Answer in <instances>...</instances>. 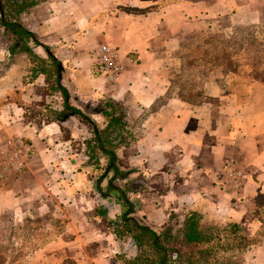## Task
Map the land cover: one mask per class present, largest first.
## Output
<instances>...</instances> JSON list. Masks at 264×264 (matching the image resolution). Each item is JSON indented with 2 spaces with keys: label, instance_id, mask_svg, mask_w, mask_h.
Listing matches in <instances>:
<instances>
[{
  "label": "crops",
  "instance_id": "0c3cea01",
  "mask_svg": "<svg viewBox=\"0 0 264 264\" xmlns=\"http://www.w3.org/2000/svg\"><path fill=\"white\" fill-rule=\"evenodd\" d=\"M38 2L18 16L40 46L27 45L47 64L43 47L50 48L68 104L87 120L67 112L50 71L31 79L25 42L11 39L5 23L12 18L0 9V171L11 145L26 160L20 174L0 179V236L12 230L18 254L27 239L45 241L33 250L32 264H110L118 253L136 254L110 227L121 205L102 195L93 178L87 144L95 130L107 128L106 102L125 115L124 135L111 140L145 227L159 235L176 227L183 235L186 217L196 212L204 222H234L251 235L259 232L264 0ZM217 34L226 41L221 47L240 49L228 59L232 69L202 66L198 50L214 47L204 41ZM102 45L118 49L125 66L115 85L95 70ZM229 161L243 171L236 189L226 175ZM30 224L31 236L25 231ZM244 264H264V238Z\"/></svg>",
  "mask_w": 264,
  "mask_h": 264
},
{
  "label": "trees",
  "instance_id": "16d2710c",
  "mask_svg": "<svg viewBox=\"0 0 264 264\" xmlns=\"http://www.w3.org/2000/svg\"><path fill=\"white\" fill-rule=\"evenodd\" d=\"M1 1L6 4V14L12 18V20L7 19L5 23L7 29L10 30L11 39L25 42L23 51L28 54L31 63V69L29 71V76L31 79L35 78L37 72L46 73V75H48V72L50 71L51 78L49 76L48 79L49 81L53 80L54 83H58L59 89L65 99V109L67 112L69 114H79L87 120V116L83 115L68 104L69 93L67 89L62 86L61 81L58 79V66L60 63L52 56H49V64L39 58L27 45L28 43L33 42L36 47L40 46L35 40V35L28 32L22 25H20V23H18L19 14L24 12L26 9L32 8L34 5L39 4L38 0L24 2L22 6H20L18 1H16L15 9L14 6L11 5L12 0ZM238 38L242 39V37ZM211 41H213L214 48L216 49L223 48L221 46L226 44L224 36L220 34L213 36L211 39L207 38L204 42ZM43 48L46 52L50 51V48L47 46H44ZM224 48L230 50L231 57L221 59L218 58L219 62L218 60L215 61L217 64H215L213 67L210 66L212 63L211 59L203 61L201 49H199L198 55L202 58V66H210L209 70L211 68L217 69L221 65L229 68L228 65L230 62L228 59L238 55L240 49L236 47L232 49L229 47ZM226 60L228 63H226ZM47 65L50 67V69L47 68ZM51 88L53 89V86ZM14 101H16L18 104L20 103L17 98H14ZM101 109L103 110V115L108 121L107 128L104 131L95 130L96 135L92 142H95L96 147H93L92 149L90 148L92 142L90 144L88 142L87 146L88 149L91 150L92 155L94 154L96 148L101 150L103 155L109 160L108 166H111L112 171L114 172L115 176H117L120 173L116 164L117 160L115 150L117 146L114 145L115 141L111 140V136L117 129L119 130L117 139L118 137L124 135L126 130L125 115L120 107L112 102L104 103ZM125 144L127 143L122 142V145ZM92 155L91 160L93 159ZM100 183V181H97L99 188ZM100 211L102 213L101 209H99L98 212ZM122 217L124 220H127V212H124ZM260 218L263 223L262 229L255 235H251L246 230L244 231L239 224L234 222H204L202 215L196 212L191 213L186 217L185 229L182 235L184 246L190 249L188 253H184L177 248H165L159 241H156L158 238V233L152 231L140 223L124 221L122 231H117L115 233L119 239H122L121 237L125 233H127V235H131V237L137 242L138 252H136V255H134L136 257L134 258L117 255L115 256L116 262L120 261L121 264H244L249 251L261 244L262 239L264 238V216L262 213ZM113 226L114 223L111 222L110 227ZM42 243L45 244L46 242ZM43 244L38 245L34 249L42 247ZM169 253L170 256H168ZM171 253H175L177 255V262L171 260ZM111 260L113 261V258Z\"/></svg>",
  "mask_w": 264,
  "mask_h": 264
},
{
  "label": "rangeland",
  "instance_id": "374dc122",
  "mask_svg": "<svg viewBox=\"0 0 264 264\" xmlns=\"http://www.w3.org/2000/svg\"><path fill=\"white\" fill-rule=\"evenodd\" d=\"M16 1L18 0H12L11 2V5L14 6V9L16 8L15 7ZM23 4L24 3L22 0V5ZM19 5L22 6L21 4ZM5 7L6 4H4L0 0V9L2 11L3 10L5 11ZM201 55L203 57V61L211 59L212 63L210 66L213 67L215 64H217V62L215 61L218 60L219 62V59L221 58L231 57L230 56L231 52L229 49H225L224 47L220 49H216L214 47L213 48L204 47L201 49ZM210 66H206V69L208 71ZM228 67L234 68V64L230 63ZM118 135H119V130L117 129L111 137L117 140ZM92 140L89 141V144L92 142ZM93 142L90 145L91 149L93 147H96V145H94ZM92 157L93 159L91 160V162H93V164L96 165L94 169L97 170V175L93 178H95L96 181L101 182V187L99 188L100 193L102 195H105L107 198H109L112 204L121 205V214L118 216V220L112 222L114 223V226L112 227L113 228L112 231L113 232L122 231L124 221L125 222L133 221L143 225L142 220L136 218V214L140 207H139V202L132 195L134 188L130 186V182L127 183L122 182L123 180L122 178L124 177V174L122 172H120L117 176H115L114 172L111 171L110 166H108L109 164L108 159L104 160V162L100 161L103 158L101 157V150L96 148ZM110 183H112V186L110 185ZM260 203H261V213L264 216V197L260 199ZM124 212H127V220H124V218L122 217ZM32 227L33 226L31 224L25 227L26 233H28V235L30 236L34 233ZM175 228L169 227L164 232H161L160 235L158 234V238L156 239V241H159L165 248L167 247L171 249L177 248L183 251L184 253H188L190 249L184 246L182 234L176 232ZM12 235L13 232L11 230L6 234L2 235L3 237L0 236V264H19L18 262H20L21 264H32L33 250L35 247L40 245L39 244L40 242L37 241L35 243L32 239L29 240L27 239L23 244V248H22L23 250L20 251L18 254L16 249L18 247L17 244L18 242L12 239ZM121 238L122 240L124 239L127 243H131V247H134L136 249L135 251L138 252L137 242L131 237V235H127V233H125ZM42 247H44V245ZM117 255H123L129 258L136 257L133 254H131L129 251L118 253ZM168 256H170V253ZM112 258L113 261L111 260ZM112 258L110 259V264L111 262L112 264H121L120 261L116 262L115 256H113ZM171 258H172L171 260L174 262L178 261L177 255L175 253H171Z\"/></svg>",
  "mask_w": 264,
  "mask_h": 264
},
{
  "label": "built area",
  "instance_id": "2783aa9c",
  "mask_svg": "<svg viewBox=\"0 0 264 264\" xmlns=\"http://www.w3.org/2000/svg\"><path fill=\"white\" fill-rule=\"evenodd\" d=\"M118 49L109 45H102L98 50L95 70L97 75L108 85H115L120 82L125 66L120 61ZM9 153L2 163L0 179L3 180L12 172L20 174L25 168L26 160L21 158L22 151L18 146L11 145ZM226 175L232 188H239L243 180L242 169L233 161L225 165Z\"/></svg>",
  "mask_w": 264,
  "mask_h": 264
},
{
  "label": "water",
  "instance_id": "95a60500",
  "mask_svg": "<svg viewBox=\"0 0 264 264\" xmlns=\"http://www.w3.org/2000/svg\"><path fill=\"white\" fill-rule=\"evenodd\" d=\"M48 54H49L50 56H52V53H51L50 51H48ZM52 57H53V56H52ZM59 69L62 70V67H59ZM59 77L61 78V75H60Z\"/></svg>",
  "mask_w": 264,
  "mask_h": 264
},
{
  "label": "flooded vegetation",
  "instance_id": "af4514ba",
  "mask_svg": "<svg viewBox=\"0 0 264 264\" xmlns=\"http://www.w3.org/2000/svg\"><path fill=\"white\" fill-rule=\"evenodd\" d=\"M19 1V4H21L22 5V0H18ZM112 138V137H111Z\"/></svg>",
  "mask_w": 264,
  "mask_h": 264
}]
</instances>
